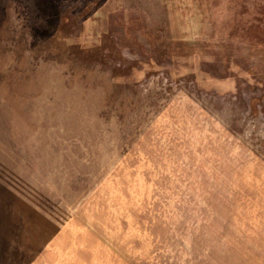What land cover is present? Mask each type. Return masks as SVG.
<instances>
[{
    "label": "rangeland",
    "instance_id": "1",
    "mask_svg": "<svg viewBox=\"0 0 264 264\" xmlns=\"http://www.w3.org/2000/svg\"><path fill=\"white\" fill-rule=\"evenodd\" d=\"M258 74L264 0H0V264H264Z\"/></svg>",
    "mask_w": 264,
    "mask_h": 264
},
{
    "label": "trees",
    "instance_id": "2",
    "mask_svg": "<svg viewBox=\"0 0 264 264\" xmlns=\"http://www.w3.org/2000/svg\"><path fill=\"white\" fill-rule=\"evenodd\" d=\"M238 75H245L246 76V73L241 71V73H237L236 77ZM230 76H233V75L231 74L228 76L229 78L228 77L224 78V80H226V81L229 79V84L226 83L225 81H221V79H215V78H211L209 76H207L206 78L203 77V79L202 78H199V79L196 78V79L199 83H202V85L208 89L209 88L210 89L215 88L220 93H227V92H231V91L236 90L235 89L236 84L234 82H232L233 79H230ZM258 77L261 80H264V74H262V75L258 74Z\"/></svg>",
    "mask_w": 264,
    "mask_h": 264
}]
</instances>
